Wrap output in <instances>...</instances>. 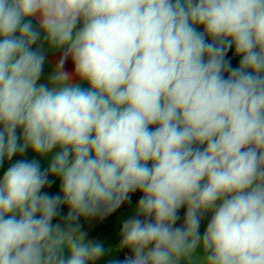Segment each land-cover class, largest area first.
I'll use <instances>...</instances> for the list:
<instances>
[{
    "label": "clouds",
    "instance_id": "9594fccd",
    "mask_svg": "<svg viewBox=\"0 0 264 264\" xmlns=\"http://www.w3.org/2000/svg\"><path fill=\"white\" fill-rule=\"evenodd\" d=\"M29 150L0 264H264V0H0V166ZM134 193L118 248L87 238Z\"/></svg>",
    "mask_w": 264,
    "mask_h": 264
},
{
    "label": "crops",
    "instance_id": "0c3cea01",
    "mask_svg": "<svg viewBox=\"0 0 264 264\" xmlns=\"http://www.w3.org/2000/svg\"><path fill=\"white\" fill-rule=\"evenodd\" d=\"M33 24L35 27H39L37 21L35 19H33ZM34 47H36V45H34ZM43 50L45 51L46 54V62H45V66H44V74L41 77V83H48V76L49 74H51L54 69L56 68V64H57V60L59 57V51H53L50 50L48 48L47 43L45 42L43 44ZM66 68L69 72L73 71V65L71 62V59L68 60V62L66 63ZM82 87H87V84H83ZM18 159H38L41 163V167L42 168H46L50 162V157L48 158H40L35 156L31 150L27 151L23 156L21 155H17L14 156L12 161H5L3 163L2 166H0V179H2L4 172L6 171V169L10 166L11 163L15 162ZM50 179L55 180V183L52 185L51 188H45L44 191H48L52 194H57L59 192V180L56 177H50ZM135 206L136 204H134L133 206L124 209L121 211V214L119 215V218L114 226V228H112V238L107 246L106 249H116L119 246V240H120V227L121 224L124 220L132 217L135 214ZM62 215H65L68 211L67 207H63L62 208ZM184 209L180 210V215L181 217H183L184 214ZM210 213L207 214V217L204 219V221L201 224V232L204 231L206 224H207V220L210 218ZM62 219V217H57L56 220H54L53 222L56 223L58 221H60ZM105 219L100 220V219H93L91 221H87V220H81L80 223L82 224V231H85L87 233V238L88 239H94V240H98L103 232V228H104V223H105ZM181 221H179L178 223H181ZM125 251L128 252L129 254H131L130 250L128 249H124L123 251H112L109 252L107 255H105L103 258H101L100 260H98L96 262V264H107V261L110 258H117V259H123L124 258V254ZM200 250H198L199 252ZM114 253V254H113ZM202 254V253H201Z\"/></svg>",
    "mask_w": 264,
    "mask_h": 264
},
{
    "label": "trees",
    "instance_id": "16d2710c",
    "mask_svg": "<svg viewBox=\"0 0 264 264\" xmlns=\"http://www.w3.org/2000/svg\"><path fill=\"white\" fill-rule=\"evenodd\" d=\"M228 58H231L233 66L238 65V58L233 56L231 50L228 53ZM139 196H140V193L132 194L131 203L126 202L119 209H117L114 213H112L111 215L106 217L102 235L97 240V242L102 243L104 245V247L107 248V246H108V244L112 238V228H114V226H115V224L119 218V215L121 214V211L133 206L134 204H136Z\"/></svg>",
    "mask_w": 264,
    "mask_h": 264
},
{
    "label": "built area",
    "instance_id": "2783aa9c",
    "mask_svg": "<svg viewBox=\"0 0 264 264\" xmlns=\"http://www.w3.org/2000/svg\"><path fill=\"white\" fill-rule=\"evenodd\" d=\"M124 255H130L128 252L125 251V254Z\"/></svg>",
    "mask_w": 264,
    "mask_h": 264
},
{
    "label": "rangeland",
    "instance_id": "374dc122",
    "mask_svg": "<svg viewBox=\"0 0 264 264\" xmlns=\"http://www.w3.org/2000/svg\"><path fill=\"white\" fill-rule=\"evenodd\" d=\"M113 254H114V253H113ZM110 259H113V258H110ZM110 259H109V260H110ZM115 259H117V258H115Z\"/></svg>",
    "mask_w": 264,
    "mask_h": 264
}]
</instances>
